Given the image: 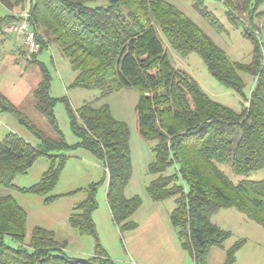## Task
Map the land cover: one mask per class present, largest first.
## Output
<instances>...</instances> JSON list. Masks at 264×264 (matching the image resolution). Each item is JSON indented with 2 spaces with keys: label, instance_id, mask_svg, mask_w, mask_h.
<instances>
[{
  "label": "trees",
  "instance_id": "trees-1",
  "mask_svg": "<svg viewBox=\"0 0 264 264\" xmlns=\"http://www.w3.org/2000/svg\"><path fill=\"white\" fill-rule=\"evenodd\" d=\"M220 1L227 6L228 20L244 25L243 35L254 45L248 64L232 61L168 0H106V6L94 5L97 0H0L11 10L29 12L41 51L56 45L68 59L76 73L70 88L99 90L100 98L124 88L139 90L138 130L154 143V159L148 166L153 178L146 190L156 203L174 199L170 221L180 247L194 264H207L210 250L224 248L231 236L211 221L221 209L234 208L264 228V180L234 184L219 168L229 166L239 176L264 168V43L255 35L254 22L255 17H264V0ZM194 8L222 30L203 0H194ZM244 13L248 24L243 22ZM20 20L14 14L1 19L0 34L6 24ZM157 29L177 54L197 53L220 84L242 96V111L216 102L187 72L174 68ZM38 65L42 79L34 93L36 108L58 138L47 137L0 93L1 112L13 115L38 140L32 144L14 133L0 138V186L48 195L59 182L68 154L87 150L107 170L106 200L123 238L137 228L132 217L142 205L138 195H125L133 173L128 127L113 118L107 105L85 103L74 113L67 99L50 95V74ZM241 74L253 77L249 96ZM59 101L67 105L71 129L80 139L76 145L67 144L58 129L53 111ZM41 158L49 162L41 180L31 187H17L15 178L27 174ZM100 185L92 183L84 189L86 198L75 205L68 220L81 236L96 238L97 253L89 259L69 256L67 243L40 226L27 243V212L14 196H0V264H116L101 247L93 218ZM56 198L49 196L46 202ZM245 242L241 239L226 250L225 264L235 263Z\"/></svg>",
  "mask_w": 264,
  "mask_h": 264
},
{
  "label": "rangeland",
  "instance_id": "rangeland-1",
  "mask_svg": "<svg viewBox=\"0 0 264 264\" xmlns=\"http://www.w3.org/2000/svg\"><path fill=\"white\" fill-rule=\"evenodd\" d=\"M168 1L194 21L228 54L232 61L244 64L251 62L254 45L250 39L243 35L244 25L235 26L228 20L227 6L220 0H203V2L215 14L222 30L215 29L199 14L194 8V0ZM94 5L106 6L107 2L101 0ZM22 13L23 11H20L19 8L11 10L0 2V20L13 14L21 16ZM242 18L244 23H249V17L246 13L242 15ZM254 22L256 24L255 30L258 32V35L257 33L255 35L261 43H264V17H255ZM157 34L174 68L187 72L203 91L216 102L238 113L242 111V103H244L242 96L220 84L209 73L206 64L197 53L192 52L187 56H181L168 45L159 29H157ZM38 63L43 64L50 74V95L57 99H67L74 113L85 103H92L95 107L107 105L113 118L123 122L128 127L133 165L129 195H138L142 199L143 205H141L142 209L139 212L147 211L152 204L160 205L158 211L161 212L165 223L171 226L173 231L171 235L177 241L176 232L170 221V213L175 206L174 199L156 203L149 197L146 190L153 178L148 173V166L154 159V143L143 139L138 130L139 90L135 87L124 88L100 98L99 90L70 88L76 73L56 45L49 46L34 56L28 51L22 36L17 33L10 34L4 29V32L0 34V93L27 116L37 129L51 139H57L58 133L38 111L34 97L35 90L42 79V72ZM241 75L246 84L244 93L249 96L254 84L253 77L248 74ZM53 113L65 142L69 145L79 143L80 139L71 129L66 103L59 101ZM9 133H14L32 144L38 143L37 138L21 125L13 115L8 112H1L0 109V138H4ZM68 156L59 182L50 194H25L0 186V196H14L27 212V243L33 229L40 226L53 231L58 241L67 243L65 251L69 256L89 259L92 257L90 255L97 253V240L93 236H81L70 226L68 215L73 212V207L78 202L86 198L84 189L92 183H101L97 200L100 201V210L105 208L106 172L102 163L87 150L79 148L70 152ZM48 167L49 162L45 158H41L27 174L17 176L14 184L20 188L31 187L41 180ZM219 168L234 184L243 180H264V168L245 176L234 174L231 168L226 165H220ZM80 189L82 191L68 195L70 192ZM49 196H58V198L46 202V198ZM211 221L230 232L231 236L225 242L224 248L213 247L210 250L207 264H225L226 250L241 239H245L246 242L237 252L234 264H264V228L262 226L234 208L221 209L211 216ZM114 230V233L111 232V239L108 238L107 240V245L113 256L120 259L119 257L123 256L121 253L123 247L118 235L117 238L115 237V234H118L117 230ZM74 231L75 233H72ZM97 236L100 238L99 233ZM6 242L11 245L14 244L11 238H6ZM99 243L103 248L101 238ZM187 260L189 262L187 264H194L190 256L187 257Z\"/></svg>",
  "mask_w": 264,
  "mask_h": 264
},
{
  "label": "crops",
  "instance_id": "crops-1",
  "mask_svg": "<svg viewBox=\"0 0 264 264\" xmlns=\"http://www.w3.org/2000/svg\"><path fill=\"white\" fill-rule=\"evenodd\" d=\"M99 1L101 0H97V2ZM10 24H6L4 29ZM131 183L132 178L129 185L125 189V195L128 198L135 196L133 194L129 195ZM106 190L107 187L104 191L105 208L100 210V201H98V208L93 213V218L97 226V232L99 233L102 241L103 249L116 264L189 263L187 260V257H189L187 252L180 247L178 238L177 241L174 240L173 236L171 235L173 232L171 226H168L165 223L161 212L158 211V207L160 205L152 204V206L149 207L147 211L139 212L142 209L141 206L132 217L133 221L137 223V228L134 231L125 234V236L122 238L121 233L113 222L111 211L106 200ZM114 229H116L118 233L115 234V237L117 238L118 235V239L120 238L123 247L121 250L123 256H120V259H116L113 256L107 245V240L108 238L111 239V232L113 231L114 233ZM72 233H75V231ZM95 255L96 254H92L90 256L94 257Z\"/></svg>",
  "mask_w": 264,
  "mask_h": 264
},
{
  "label": "built area",
  "instance_id": "built-area-1",
  "mask_svg": "<svg viewBox=\"0 0 264 264\" xmlns=\"http://www.w3.org/2000/svg\"><path fill=\"white\" fill-rule=\"evenodd\" d=\"M21 20L10 24L5 27V31L8 33H17L18 35L23 37L24 44L26 45L28 51L31 54H36L41 51V43L36 38V33L32 29L30 24V14L28 11H24L20 16ZM255 33L258 32L255 31ZM107 172V170H106Z\"/></svg>",
  "mask_w": 264,
  "mask_h": 264
}]
</instances>
